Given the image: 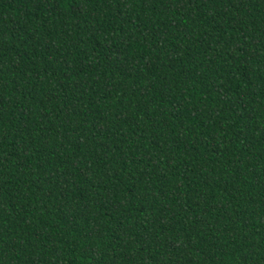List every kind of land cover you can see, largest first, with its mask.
<instances>
[{
	"label": "trees",
	"instance_id": "trees-1",
	"mask_svg": "<svg viewBox=\"0 0 264 264\" xmlns=\"http://www.w3.org/2000/svg\"><path fill=\"white\" fill-rule=\"evenodd\" d=\"M0 264H264V0H0Z\"/></svg>",
	"mask_w": 264,
	"mask_h": 264
}]
</instances>
